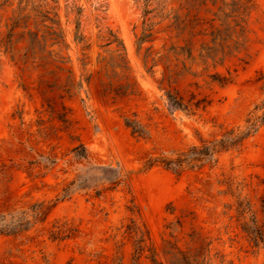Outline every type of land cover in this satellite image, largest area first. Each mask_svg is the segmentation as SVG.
I'll return each instance as SVG.
<instances>
[{"label":"rangeland","instance_id":"obj_1","mask_svg":"<svg viewBox=\"0 0 264 264\" xmlns=\"http://www.w3.org/2000/svg\"><path fill=\"white\" fill-rule=\"evenodd\" d=\"M25 3L0 0V264H153L149 247L162 264H264V122L180 173L161 161L262 115L264 0ZM169 90L206 106L171 111Z\"/></svg>","mask_w":264,"mask_h":264},{"label":"trees","instance_id":"obj_2","mask_svg":"<svg viewBox=\"0 0 264 264\" xmlns=\"http://www.w3.org/2000/svg\"><path fill=\"white\" fill-rule=\"evenodd\" d=\"M23 1L24 0H19V13H21L22 10H24L27 6V3L22 5ZM32 9L40 17V20L44 22L43 25L47 27L46 33L50 36L51 39H53V43L62 44L68 47V43L65 39V35L58 17V12L52 11L50 9L42 10L39 8L38 4L35 3L32 5ZM149 12H151L150 9H145V13ZM47 21L48 23H45ZM18 23L19 17L14 21L11 31L8 33V37L5 41L6 48H10L12 45V29L18 26ZM29 35L30 44L32 47L37 44L41 45L42 38H40L38 31L29 30ZM150 35L151 33H145L141 39H145ZM44 38L45 35H43V39ZM76 38L78 40H81L82 36L76 35ZM260 79L263 80L264 87V73L261 74ZM192 98H194V96ZM166 99L168 108L171 111H174L176 109H182L188 111L189 113H195L196 110L200 107L206 106V103L202 104V99H197L195 101H193L192 99L185 100V98L177 91H167ZM257 108L263 109L262 115H257L252 120H248V124L244 129L236 131L238 128H232L231 130L226 132L221 138L214 139L208 142L204 141L201 146L194 145L189 150L178 153L176 157H165L161 159L162 163L167 168L172 169L177 173H180L185 166L193 167L196 166L198 162L202 163L206 160H213L215 158V155H217L218 153L240 146L243 140L248 136L252 135L255 131H257L260 124L264 122V102L260 106H257ZM126 125L131 127L132 132L134 134H137L139 136L146 135V130L144 126L137 120L127 118ZM73 150L78 157L87 156V150L82 144L80 146L74 147ZM242 207V211H244L245 208H248V203L247 205ZM244 230L247 231L252 236L253 240H255L256 242L258 241V237H260V235L262 234L258 224L256 223V220H253L252 225L245 223ZM144 241V239H140L138 241V255H140L145 250L146 244L144 243ZM149 249L151 250V253L150 255H148V257L150 258L151 262L153 264H162L161 261L158 259L155 250L152 247H149Z\"/></svg>","mask_w":264,"mask_h":264}]
</instances>
